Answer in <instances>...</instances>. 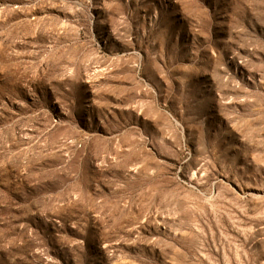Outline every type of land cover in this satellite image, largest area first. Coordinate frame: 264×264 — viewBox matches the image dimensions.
<instances>
[{"label":"rangeland","instance_id":"1","mask_svg":"<svg viewBox=\"0 0 264 264\" xmlns=\"http://www.w3.org/2000/svg\"><path fill=\"white\" fill-rule=\"evenodd\" d=\"M0 264H264V0H0Z\"/></svg>","mask_w":264,"mask_h":264}]
</instances>
